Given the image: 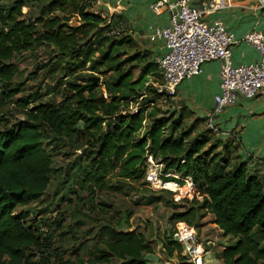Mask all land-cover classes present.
<instances>
[{"label": "trees", "instance_id": "trees-1", "mask_svg": "<svg viewBox=\"0 0 264 264\" xmlns=\"http://www.w3.org/2000/svg\"><path fill=\"white\" fill-rule=\"evenodd\" d=\"M29 3L0 0V112L23 90L16 82L19 67L12 58L45 42L64 58L70 56L77 69L109 73L103 81L108 98L102 97L103 90L92 77L84 84L70 82L60 102H37L34 94L18 99L26 122L0 128V264H50L49 253L43 250L49 245L50 230L30 222L29 211L22 208L41 198L51 183L53 157L46 147L47 138V144L65 138L82 140L81 184L90 190L104 187L116 170L126 180H120L124 183L118 190L127 181L142 179L149 156L163 164L165 182L182 183L192 178L202 199L172 213L170 220L198 229L197 220L204 218L199 211L210 212L213 222L231 240L216 253L222 264H264L262 179L250 170L248 161L232 164L229 155L214 153L223 141L219 133L209 129L218 139L205 149L211 134L203 131L192 136L193 125L183 129L184 112L195 114L186 105L179 111L163 107V95L152 84L161 77V69L150 52L118 27L119 21L89 10L81 0H49L47 10L26 19L22 9ZM51 10L63 14L45 16ZM67 12L77 13L79 19L71 21ZM151 75L157 77L150 79ZM135 100H140V105L131 110L130 102ZM174 172L182 179L170 175ZM130 216L116 226L101 227L98 238L104 247L95 249L97 256L89 259V264H111L115 259L119 264H162L147 258L154 251L153 243L145 232L129 230ZM63 221V216L56 219L57 228ZM175 233L164 235V251L171 258L177 252L182 264H190L184 262L187 257ZM36 252L39 261L34 260Z\"/></svg>", "mask_w": 264, "mask_h": 264}, {"label": "rangeland", "instance_id": "rangeland-1", "mask_svg": "<svg viewBox=\"0 0 264 264\" xmlns=\"http://www.w3.org/2000/svg\"><path fill=\"white\" fill-rule=\"evenodd\" d=\"M1 1L10 3L13 0ZM29 1V6H24L22 9L26 19L38 17L43 8L48 9L49 0ZM81 1L89 10L103 12L99 0ZM62 14L60 10L45 12V16ZM66 15L71 17V21L79 19L77 13L67 12ZM106 15L104 13V16ZM95 55L97 56V53ZM11 62L19 67L16 82L21 84L23 90L8 100L0 112L1 129L26 122L24 108L17 102L20 97L34 94L38 96L37 102H60L71 87L70 82L84 84L87 78L99 77L97 84L103 90L104 98H108L103 81L109 77V73L93 71L89 68L77 69L76 63L70 59V56L64 58V54L47 42L35 46L30 51L15 55ZM154 77L157 76L151 75L150 79ZM139 105L140 100L131 101L129 108L135 110ZM163 107L170 108V111H179L174 99L163 104ZM184 115L186 124L183 129L193 125L192 136L200 135L203 131L211 134L212 139L205 149L217 142L218 135L209 130L206 118L198 120L189 111L184 112ZM147 123L144 122V124ZM219 135L223 141L215 148L214 153L229 155L232 164L237 163L239 161L237 136ZM45 141L53 157L51 183L41 198L22 208L29 211L30 222L37 223L39 227L42 226L45 229L48 226L51 234L47 240L49 245H46L43 250L49 253L50 264H89V259L97 256L95 249L104 247L98 238L101 227L109 223L116 226L118 221L126 218L129 213L132 225L129 230L145 232L148 241L153 243L156 251L164 252V235L170 231H179L181 234L192 232L196 233L203 249L210 251L205 254V263L220 264L222 262L215 257V254L222 250L221 241L229 243L231 240L224 239L223 233L213 222V214L205 210L199 211L204 218L197 220L200 224L198 229L183 221L173 223L170 220L172 213L185 210L193 204V201L202 199L192 178H185L182 183L165 182L163 164L149 156L146 161V173L142 179L127 181L123 189L118 190L117 186L126 180H122L116 170L110 175L104 187H95L90 190L83 188L81 184L84 176V158L81 156L84 150L82 140L65 138L51 144H47L50 142L48 138ZM170 175L182 179V175L175 172ZM168 183L175 184V188L178 189L168 187ZM194 204L198 205L197 202ZM55 214L57 215L54 216ZM62 216L64 221L59 229L56 219H61ZM182 224L185 226L183 227ZM39 259V253L36 252L34 260L39 261ZM111 264H119V261L115 259Z\"/></svg>", "mask_w": 264, "mask_h": 264}, {"label": "crops", "instance_id": "crops-1", "mask_svg": "<svg viewBox=\"0 0 264 264\" xmlns=\"http://www.w3.org/2000/svg\"><path fill=\"white\" fill-rule=\"evenodd\" d=\"M154 1L156 0H104L101 6L104 13L119 21L118 27L131 34L138 46L148 50L155 60L157 56L165 54L169 49L165 39L159 37L156 30L170 25V15L168 11L154 12L151 8ZM201 1L204 0H191L190 5L196 6ZM230 2L229 6L207 14L205 20L208 23L220 20L233 34L231 58L234 65L257 61L259 59L257 48L247 43L243 37L250 31L264 33V1L231 0ZM220 71L221 62L211 60L203 64L200 73L182 80L178 85L177 95L172 98L177 108L180 110L182 105H186L188 109L195 112L196 118H206L208 122L210 113L217 106L215 96L221 91ZM213 123L220 129L219 134L222 137L226 136L224 133L227 131L237 136L239 161H248L250 170L257 172L264 183V91L253 98L240 96L235 104L228 105L218 112ZM246 156L247 158H244ZM214 224L218 227L216 223ZM219 230L221 231L220 228ZM221 244L224 249L227 242L221 241ZM197 246L203 249L199 241ZM203 250L205 252L201 255L202 264H206L205 254L210 251ZM177 256L175 252L173 259L177 261V264H182L183 261L178 260ZM164 257H168L165 251L160 252L155 249L147 254L149 260L158 263ZM215 257L217 258L216 254ZM217 259L221 262V259ZM184 262L200 264L187 259Z\"/></svg>", "mask_w": 264, "mask_h": 264}, {"label": "built area", "instance_id": "built-area-1", "mask_svg": "<svg viewBox=\"0 0 264 264\" xmlns=\"http://www.w3.org/2000/svg\"><path fill=\"white\" fill-rule=\"evenodd\" d=\"M230 1L204 0L191 6V0H156L151 4L154 12L168 11L170 15V25L156 30L157 35L165 39L169 49L155 58L161 69V77L152 82L158 92L162 93L164 102L168 103L177 95L182 80L200 73L205 62H221V91L215 96L217 106L210 113L208 121V127L217 133H220V129L213 123V119L218 112L235 104L240 96L253 98L264 91V33L250 31L243 37L257 48L259 59L234 65L231 58L233 34L222 21L208 23L205 20L207 14L229 6ZM99 4L103 5L104 0H99ZM224 134L235 136L231 131ZM175 238L182 243V253L187 260L201 262L204 250L197 246L196 233L181 234L176 231ZM160 263L177 264V261L173 257H164Z\"/></svg>", "mask_w": 264, "mask_h": 264}, {"label": "bare ground", "instance_id": "bare-ground-1", "mask_svg": "<svg viewBox=\"0 0 264 264\" xmlns=\"http://www.w3.org/2000/svg\"><path fill=\"white\" fill-rule=\"evenodd\" d=\"M189 185H190V184H189ZM167 186H168V187L171 186L173 189H178V188H175L176 185L173 184V183H168ZM187 188H188V187H187ZM187 188H186V189H187ZM182 226L184 227L185 225L182 224ZM181 229H182V228H181ZM192 229H193V228H192ZM189 231H190V229H189ZM184 232H185V231H184ZM186 233H187V232H186ZM202 261H203V260H201L200 264H202Z\"/></svg>", "mask_w": 264, "mask_h": 264}, {"label": "water", "instance_id": "water-1", "mask_svg": "<svg viewBox=\"0 0 264 264\" xmlns=\"http://www.w3.org/2000/svg\"><path fill=\"white\" fill-rule=\"evenodd\" d=\"M98 78H99V77H94L93 80H94V81H97V80H99ZM103 96H104V94H102V97H103Z\"/></svg>", "mask_w": 264, "mask_h": 264}]
</instances>
